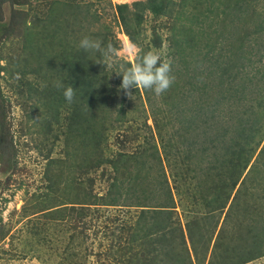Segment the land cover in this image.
Masks as SVG:
<instances>
[{
    "label": "rangeland",
    "instance_id": "rangeland-1",
    "mask_svg": "<svg viewBox=\"0 0 264 264\" xmlns=\"http://www.w3.org/2000/svg\"><path fill=\"white\" fill-rule=\"evenodd\" d=\"M129 43L171 63L166 92L119 89ZM262 251L264 0H0V264Z\"/></svg>",
    "mask_w": 264,
    "mask_h": 264
},
{
    "label": "clouds",
    "instance_id": "clouds-1",
    "mask_svg": "<svg viewBox=\"0 0 264 264\" xmlns=\"http://www.w3.org/2000/svg\"><path fill=\"white\" fill-rule=\"evenodd\" d=\"M78 46L85 51L101 52L107 61L112 60L115 54L111 46L102 49L101 41L87 36L79 41ZM127 52L136 56V62L123 68L122 71L113 72L121 77L119 89L123 90L126 95L132 96L133 90L136 91L138 88L152 90L160 95L174 83L171 63L162 59V53L150 50L141 54L137 51V45L133 43L127 45ZM56 86L63 89V96L68 103L73 102L76 92L71 84L65 86L63 81H57Z\"/></svg>",
    "mask_w": 264,
    "mask_h": 264
},
{
    "label": "trees",
    "instance_id": "trees-1",
    "mask_svg": "<svg viewBox=\"0 0 264 264\" xmlns=\"http://www.w3.org/2000/svg\"><path fill=\"white\" fill-rule=\"evenodd\" d=\"M151 9H152V11L155 12V14H157L158 12H160V11L162 10V6H161V5H152ZM130 38H131V37H130ZM232 177H233V176H232ZM241 182H242V181H241ZM236 185H237V181H236V182H233V185H232V191L235 189ZM233 197H234V196H233ZM232 199H233V198H232ZM224 206H225V205H224ZM224 206H223V207H224ZM228 209H229V207H228ZM155 211H163V210H161V209H155ZM190 225H191V227H192L193 229H195V226H194L195 223H189V224L187 225L188 234H186L190 246H193V243H194V233H192V230H191ZM182 233H183V231H182ZM181 239H182V241H184V243L186 244V240H185V236H184V234H182ZM262 252H264V251H262ZM262 255H264V253H260V255H258V257H259V256H262ZM248 261H251V260H247V261H245V262H243V263H246V262H248ZM243 263H241V264H243Z\"/></svg>",
    "mask_w": 264,
    "mask_h": 264
}]
</instances>
